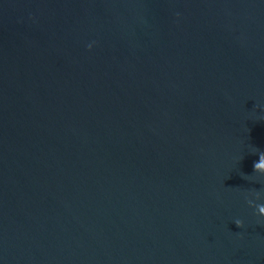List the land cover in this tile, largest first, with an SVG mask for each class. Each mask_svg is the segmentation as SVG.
<instances>
[{"label":"water","instance_id":"obj_1","mask_svg":"<svg viewBox=\"0 0 264 264\" xmlns=\"http://www.w3.org/2000/svg\"><path fill=\"white\" fill-rule=\"evenodd\" d=\"M256 150L264 0H0V264H264Z\"/></svg>","mask_w":264,"mask_h":264},{"label":"clouds","instance_id":"obj_2","mask_svg":"<svg viewBox=\"0 0 264 264\" xmlns=\"http://www.w3.org/2000/svg\"><path fill=\"white\" fill-rule=\"evenodd\" d=\"M179 15V14H177ZM89 49L92 47L91 44L88 45ZM258 151V160L254 162L253 169L254 172L264 174V151ZM257 199L260 197V193H255ZM248 204L250 206H253L256 209L257 215L264 216V204H256L255 201L249 199ZM234 223L237 225V227L243 228L244 227V221L242 219H236Z\"/></svg>","mask_w":264,"mask_h":264}]
</instances>
